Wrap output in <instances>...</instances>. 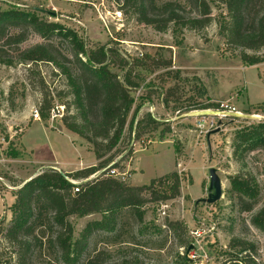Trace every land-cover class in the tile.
Returning <instances> with one entry per match:
<instances>
[{
    "label": "rangeland",
    "instance_id": "1",
    "mask_svg": "<svg viewBox=\"0 0 264 264\" xmlns=\"http://www.w3.org/2000/svg\"><path fill=\"white\" fill-rule=\"evenodd\" d=\"M167 1L181 3L183 16L202 13V7L188 0H0L2 10L39 11L40 18L75 32L87 49H114L110 66L122 79L126 70L132 69V80L138 83L131 91L133 108L118 145L111 151L101 148L104 158L115 157L97 175L106 169L104 176L136 186L174 171L181 176L178 196L159 203L145 192L142 207L121 210L117 229L96 231L76 260H66L60 247L50 242L57 232L51 222L46 226L36 223L26 238L31 242L28 251L11 243L5 234L17 188L49 168L31 163L30 153L23 150L27 125L26 139L45 158L54 151L62 162L77 163L79 159L87 161L89 154L84 152L93 151V165L104 159H99L94 146L79 134L82 146L75 135L47 129L65 125V119L82 118L63 71V66L73 71L80 67L72 41L58 33L45 39L26 24L11 27L9 34L21 32L25 40L0 39V136H15L0 163V264H18L22 253L31 264H86L98 249L105 251L100 264H222L235 254L228 249L234 239L243 240L257 263L264 264V231L252 223L264 205V145L234 154L237 134L264 121L253 116H226L219 126L210 127L211 119H201L196 115L200 111H195L229 102L245 113L264 115V61L248 65L241 57L246 52L264 58V46L243 48L226 38L221 23L231 16L222 0H206L211 16L207 26L182 28L178 34L173 25L158 29L141 19L142 2L152 16L156 7ZM263 11L264 0H248L243 16L252 21ZM157 18L163 27L164 16ZM41 43L53 46L58 64L25 58V49ZM36 112L39 121L33 119ZM147 113L162 124L153 128L145 119L139 126ZM201 121L207 123L200 128ZM111 167L116 173L107 175ZM211 167L218 169L223 185L222 198L215 203L204 201L210 193ZM239 172L258 184L259 196L252 210L243 209L232 190L230 177ZM101 218L100 213L71 216L75 237L89 221ZM175 222L179 225L170 229V223ZM183 241L192 242L191 248L184 247Z\"/></svg>",
    "mask_w": 264,
    "mask_h": 264
},
{
    "label": "trees",
    "instance_id": "2",
    "mask_svg": "<svg viewBox=\"0 0 264 264\" xmlns=\"http://www.w3.org/2000/svg\"><path fill=\"white\" fill-rule=\"evenodd\" d=\"M189 3L202 7L199 15L183 16L184 9L181 3L167 1L157 6L155 13L149 16L147 7L142 2L141 19L158 29H165L173 25V32L178 34L182 28H203L210 23V8L206 0H188ZM230 11L231 18L221 23V32L236 46L258 49L264 46V11L257 14L252 21L243 16V8L248 0H222ZM39 11H20L0 9V39L16 40L23 42L24 34L21 32L9 34L11 27H20L23 24L31 26L43 38L49 39L51 35L58 33L72 41L76 62L79 64L77 71L63 66L67 74L74 95L77 111L81 120L69 122L64 120L65 126L88 140L97 151V157H105L102 147L111 151L120 142L128 117L132 111L134 97L132 89L138 85L131 77L132 69H127L124 78L112 71L109 57L114 49L101 47L87 49L78 35L63 25L42 19ZM164 16V26H159L158 18ZM0 49V60L2 59ZM27 60L51 61L58 64L53 46L48 43L36 44L23 51ZM85 59L81 58V55ZM243 61L248 65L258 64L264 61L261 56L250 55L243 52ZM206 108V107H205ZM42 115L47 116L42 110ZM147 119L153 128H158L162 122L153 118L150 113L138 122L139 126ZM134 120L131 122V127ZM245 145V146H244ZM264 145V123L258 124L254 129L241 132L235 137L234 154L247 150L249 146ZM243 147V148H242ZM115 157L111 154L99 164L91 165L65 175L74 180L87 179L82 182L80 191H74L76 184L65 177L60 171L49 167L48 170L24 181L15 192V201L12 204L13 216L7 228L5 237L11 243H19L28 251L31 242L27 240L29 233L34 231L36 223L51 222L57 228V232L50 242L60 247L61 255L66 260H76L88 247L89 240L96 231L113 232L117 229L119 214L124 208H140L145 203V192L156 202L164 203L175 198L180 193L181 176L174 171L153 179L148 185H129L123 180L113 176H104L97 173ZM96 175L93 179L89 176ZM233 192L245 210H252L259 196V187L256 180H252L244 172H239L230 177ZM141 212V211H140ZM94 213L102 214L101 219L87 223L78 237L74 235V226L70 217L77 215L84 217ZM49 214V218L45 215ZM143 215L140 214L142 219ZM252 223L264 231V205L252 217ZM179 225V222L170 223L169 228ZM36 239H39L36 237ZM192 242L183 241V246L191 248ZM232 254L222 264H258L252 256L251 248L243 240H232L228 246ZM105 251L98 249L90 257L86 264H100ZM25 253L21 254L18 264L27 263Z\"/></svg>",
    "mask_w": 264,
    "mask_h": 264
},
{
    "label": "built area",
    "instance_id": "3",
    "mask_svg": "<svg viewBox=\"0 0 264 264\" xmlns=\"http://www.w3.org/2000/svg\"><path fill=\"white\" fill-rule=\"evenodd\" d=\"M195 111L197 112L200 111L196 115L201 116V119H207V118L211 119L210 127L219 126L220 123H222L223 117H226V116H237V117L253 116L255 118H258L260 121H264L263 114L245 113L242 110L238 109L237 106H235L234 104H230L229 102H220V104L214 108H205V109L195 110ZM33 119L34 120L41 119L39 112H36L35 114H33ZM205 123H207V121L206 122L201 121V124H199V127L200 128L203 127ZM14 137H15L14 135H11L10 138H8L7 136H0V163L1 161L4 160L3 159L5 157L4 154H6L5 151L11 144V141L14 139ZM115 173H116V169L114 167H111L107 175H112V174L114 175ZM65 177L76 184L74 191H80V188H81L80 184L82 182L87 181V179H83L80 181L74 180L67 175H65Z\"/></svg>",
    "mask_w": 264,
    "mask_h": 264
},
{
    "label": "crops",
    "instance_id": "4",
    "mask_svg": "<svg viewBox=\"0 0 264 264\" xmlns=\"http://www.w3.org/2000/svg\"><path fill=\"white\" fill-rule=\"evenodd\" d=\"M33 121H31L30 123H33ZM35 121H39V120H35ZM28 127H29V125H27L24 129L23 137H22V143H23V150H25L26 152L28 151L30 153L29 161H31V163L39 164L40 168L51 167V168L59 169L60 171L65 170L66 172H73L75 170L82 169V168L93 165L92 164V158L93 157L90 156L93 154V151L84 152V153H86V155L89 154L86 156L87 161H82L81 159H79V161L77 163L71 162V161L62 162L61 159L57 156V154L54 151H51V155L48 158H45V156H41L39 154V149L36 146H34L32 143H30V141L27 140L25 137ZM47 129H52V130L61 129L62 131H65L66 133H68L70 135H75L76 139L80 142L81 146L83 145L81 143V140L79 139V136H77V134L74 133L73 131L67 129L64 124H61L56 128H47ZM80 153H82V151ZM88 158H90V159H88Z\"/></svg>",
    "mask_w": 264,
    "mask_h": 264
},
{
    "label": "water",
    "instance_id": "5",
    "mask_svg": "<svg viewBox=\"0 0 264 264\" xmlns=\"http://www.w3.org/2000/svg\"><path fill=\"white\" fill-rule=\"evenodd\" d=\"M53 15H56L54 12H51ZM219 128L215 131H218ZM62 174L63 171H61ZM209 174H210V184H209V196L206 201L207 203H215L218 200L222 198L223 195V185H222V180L221 177L218 174V169L215 167H211L209 169Z\"/></svg>",
    "mask_w": 264,
    "mask_h": 264
}]
</instances>
